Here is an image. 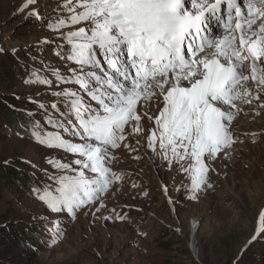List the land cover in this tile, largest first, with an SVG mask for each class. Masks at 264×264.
<instances>
[{"label": "snow or ice", "instance_id": "1", "mask_svg": "<svg viewBox=\"0 0 264 264\" xmlns=\"http://www.w3.org/2000/svg\"><path fill=\"white\" fill-rule=\"evenodd\" d=\"M36 3L25 0L19 12L42 19L30 8ZM63 7L67 17L48 27L66 41L55 55L75 67L67 75L52 69L55 81L35 74L30 82L76 87L51 93L62 102L32 101L53 131L33 121L31 135L73 159L47 161L53 184L33 189L38 199L69 220L106 207V194L123 180L112 169L114 150L138 151L129 137L138 147L146 141L169 168L175 163L198 199L212 187L208 162L240 140L234 121L242 106L264 109V0H65ZM258 219L256 235H264V210ZM63 223L46 229L50 246L63 241Z\"/></svg>", "mask_w": 264, "mask_h": 264}, {"label": "rangeland", "instance_id": "2", "mask_svg": "<svg viewBox=\"0 0 264 264\" xmlns=\"http://www.w3.org/2000/svg\"><path fill=\"white\" fill-rule=\"evenodd\" d=\"M24 2L0 0V100L16 101L20 112L53 131L44 123L47 113L35 102H62L63 97L51 93L76 86L53 83L49 87L30 81L35 74L55 81L52 69L67 75L68 68L75 67L55 55L56 46L66 41L48 27L68 13L65 0H40L30 6L39 10L42 19H37L27 10L19 12ZM79 26L83 24L75 27ZM242 108L234 121L240 140L227 156L208 162L212 187L198 193V199L190 198L189 178L175 163L169 168L160 155L147 149L146 141L142 139L145 146L138 147L135 138L129 137L138 151L114 150L112 169L123 180L106 194V207L98 212L90 207L75 220L51 212L33 191L53 184L48 176L56 170L49 159L70 162L72 155L41 145L30 132H15L3 120L12 112L0 108V228L18 229L27 239L37 233L34 242H27L31 247L27 252L14 249L4 253L2 260L23 264H264V235H256L259 213L264 210V109ZM48 113L56 115L50 107ZM143 126L146 135L152 124L145 120ZM5 172L20 178L12 181ZM57 220L64 222L67 232L61 243L50 246L46 229ZM193 222L200 225L196 233L190 229Z\"/></svg>", "mask_w": 264, "mask_h": 264}, {"label": "trees", "instance_id": "3", "mask_svg": "<svg viewBox=\"0 0 264 264\" xmlns=\"http://www.w3.org/2000/svg\"><path fill=\"white\" fill-rule=\"evenodd\" d=\"M2 107H7L10 110V112H12V113H8L9 117L8 118L4 117L3 120L6 123H8L15 132L19 134L27 133V132L32 133L33 129L31 125L34 120L31 118L30 115L22 113L20 112V110H18L20 106L16 101L9 100L7 103H4L2 102V100H0V108ZM26 109L28 110L31 109V106H28ZM5 176L9 177L12 181H15V182H17L18 179L20 178L19 175H16L14 173H9V172H5ZM20 229L23 230V228H20ZM35 237H37V233H35L33 237L29 236V238L27 239L26 235H24V233L20 232L18 229L3 228L1 230L0 228V239L5 242V243L2 242L3 250H0V264H23V262L21 261L20 262L13 261L10 263L4 262L2 260L4 257L3 254L11 253L12 250L14 249H23L24 251L28 250L31 247L29 246L27 242H31V243L34 242Z\"/></svg>", "mask_w": 264, "mask_h": 264}, {"label": "bare ground", "instance_id": "4", "mask_svg": "<svg viewBox=\"0 0 264 264\" xmlns=\"http://www.w3.org/2000/svg\"><path fill=\"white\" fill-rule=\"evenodd\" d=\"M241 3H243V0H241ZM222 8H223V6H222ZM191 224H192V226L190 229H191L192 233H196L197 231H199V227H200L199 224L196 225L195 222H193Z\"/></svg>", "mask_w": 264, "mask_h": 264}]
</instances>
